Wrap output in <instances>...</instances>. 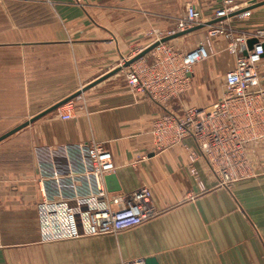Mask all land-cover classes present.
Listing matches in <instances>:
<instances>
[{"label": "crops", "instance_id": "0c3cea01", "mask_svg": "<svg viewBox=\"0 0 264 264\" xmlns=\"http://www.w3.org/2000/svg\"><path fill=\"white\" fill-rule=\"evenodd\" d=\"M7 1L53 9L47 21L53 26L44 30L41 39L45 50L68 42L107 44L125 56L133 46L154 43L152 29L175 27L178 20L173 10L176 0ZM224 1L181 0L180 7L185 13L188 5L195 4L207 22L215 19V10ZM234 2L246 8L252 0ZM27 16L9 10L0 15V135L48 108L35 111L39 104L63 99L56 93L48 95L46 84L36 82L47 78L45 71L32 79ZM63 23L84 26L71 27L68 39ZM234 24L238 32L264 27V5L252 8L247 20ZM209 29L210 25L198 29L176 38L177 42L193 34L196 47L207 43ZM145 58L152 60L150 53ZM208 59L192 67L190 87L168 100L170 111L183 114L193 105L209 108L222 98L225 76L236 62L224 36L213 38ZM259 72L252 89L264 92V60ZM215 78H221L217 90L211 86ZM75 103L73 118L62 119L58 109L0 142V264H124L152 256L160 264H264V144L250 151L255 176L224 187L201 156L193 159L199 148L191 137L165 148L155 144L151 128L163 108L147 94L131 89L126 79L102 81ZM93 142L112 153L116 169L111 174L116 177L110 188L121 186L113 192L148 186L159 214L116 235L48 240L41 227L40 205L72 204L77 191L86 190L83 160L86 145Z\"/></svg>", "mask_w": 264, "mask_h": 264}, {"label": "built area", "instance_id": "2783aa9c", "mask_svg": "<svg viewBox=\"0 0 264 264\" xmlns=\"http://www.w3.org/2000/svg\"><path fill=\"white\" fill-rule=\"evenodd\" d=\"M244 8L234 0H225L224 6L215 10L214 18L219 20L210 25L207 43L184 52L170 41L161 42L150 52L151 61L143 57L126 68L128 86L147 94L163 108L151 128L155 144L165 148L191 137L199 148L193 159L201 156L218 184L224 187L255 176L250 151L264 144V92L252 89L259 82V66L264 60V27L238 32L234 22L246 19L251 13V9ZM203 22V13L190 4L175 27L152 32L154 42ZM217 36L228 40V49L236 58L235 67L225 76L224 95L210 108L190 106L183 114L170 111L168 100L189 89L192 67L211 57V44ZM252 38L257 42L248 49ZM75 108V101L70 100L59 109L60 117L73 118ZM83 161L86 190L77 191L72 204L46 201L40 205L41 227L48 240L116 235L158 216L150 187L142 186L131 192L108 189L106 177L116 166L111 151L103 144H87ZM124 264L146 263L142 258L126 260Z\"/></svg>", "mask_w": 264, "mask_h": 264}, {"label": "rangeland", "instance_id": "374dc122", "mask_svg": "<svg viewBox=\"0 0 264 264\" xmlns=\"http://www.w3.org/2000/svg\"><path fill=\"white\" fill-rule=\"evenodd\" d=\"M180 2L181 0H176V6H174L176 8H173V10L176 9L175 14L178 16V19L183 13L181 12L182 9L180 7ZM7 10L13 12L16 16H22L23 12L25 13V15H29L27 17L30 19L31 23L27 25H29V27L31 28V69L32 76H34L32 77V79L36 78V74H41L43 73V71H45L44 76H47V78L36 79V82H39L40 84H46L47 94L52 96L56 93L57 98L59 97V95H61L63 99L66 98L77 90L93 82L100 76L106 74L107 72L120 65H123L125 60L132 58L145 48L144 45L133 46L129 49L128 53L125 56L124 52L120 51L118 48H111L107 44L75 45V43L71 44L68 42L67 44L63 45L57 44L56 46L52 47V50H48L47 48L46 50L41 49V46L46 47V45L41 42V39L45 35L44 30L48 26H53V23L47 22L48 17L54 14L53 9H51L50 7L37 5H32L30 7H26L25 5L23 7L22 3H12L11 1L0 0V15L4 14ZM172 18H174V16L169 18L170 21ZM83 26L84 24L81 23H63L64 36H67L68 39H70V37H72L71 27H73L75 30H78L82 29ZM158 29L165 30L168 28L164 27ZM152 32L153 29L151 30L150 35L152 34ZM195 36L196 35L192 34L189 35L188 38L181 39L180 44L177 42L179 39H174L173 41H170V43L175 48H180L182 50L183 48H194V46L196 47L197 43V38H195ZM149 39H151V37H149ZM149 43H151L150 40L147 42V44L150 45ZM54 48L57 49L54 50ZM146 61L149 62L150 60L148 61L146 58ZM37 64H40L42 66H37ZM126 68L123 67L120 72L109 78L116 80L118 79L124 82L127 73ZM51 78H53V80H51ZM109 78L103 80V82H107ZM220 79L221 78H215L211 80V86L214 90H217L221 87ZM54 84H56V87L54 86ZM60 91L61 94H59ZM77 98L73 100L75 101ZM183 104H186V102ZM39 105V108H37L35 111H40V109H42L45 105L50 107V105L53 104L48 102L47 104ZM210 107L211 106H209V108ZM6 140L7 139L3 140V142Z\"/></svg>", "mask_w": 264, "mask_h": 264}, {"label": "water", "instance_id": "95a60500", "mask_svg": "<svg viewBox=\"0 0 264 264\" xmlns=\"http://www.w3.org/2000/svg\"><path fill=\"white\" fill-rule=\"evenodd\" d=\"M260 5H264V0L261 2H257V0H252L250 6L244 8V9H252L255 8L257 6ZM243 10V9H242ZM219 20V18L207 21V22H203L200 23L192 28H189L187 30L184 31H179L173 35H169L166 36L164 38H162L159 41H156L154 43H152L151 45H149L148 47L142 49L138 54H136L135 56H133L130 59L125 60L123 65H120L116 68H114L113 70L107 72L106 74L100 76L99 78H97L96 80H94L93 82L89 83L88 85L84 86L83 88L77 90L76 92H74L73 94L67 96L66 98L60 100L59 102L53 104L52 106L46 108L45 110L41 111L40 113H38L37 115L33 116L31 119L23 122L22 124L18 125L17 127L13 128L12 130L8 131L7 133L3 134L2 136H0V142L3 141L4 139L8 138L9 136H11L12 134L16 133L17 131L23 129L24 127L30 125L31 123L35 122L36 120L40 119L41 117L56 111L58 109H60L63 105H65L67 102H69L70 100H73L77 97H79L82 93H84L85 91L89 90L90 88H92L93 86L97 85L98 83L102 82L103 80L115 75L116 73L120 72L122 70L123 67H129L132 63H134L135 61L141 59L142 57H145L148 53H150L157 45H159L161 42H168V41H172L176 38L188 35L198 29H201L203 27L212 25L213 23L217 22ZM257 42V39L252 38L248 41V49H252L254 47V44ZM248 49L244 50V54L247 55L248 54ZM115 174H110L106 177V184L107 187L110 191H118L121 190V186L117 185V187L115 188H110V180L111 179H115ZM144 261L146 264H160L159 261L157 260L156 257H147L144 258Z\"/></svg>", "mask_w": 264, "mask_h": 264}]
</instances>
